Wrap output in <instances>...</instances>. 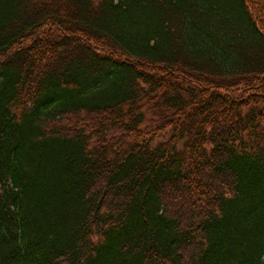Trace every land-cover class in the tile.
<instances>
[{
	"label": "trees",
	"instance_id": "obj_1",
	"mask_svg": "<svg viewBox=\"0 0 264 264\" xmlns=\"http://www.w3.org/2000/svg\"><path fill=\"white\" fill-rule=\"evenodd\" d=\"M225 1L0 0V264H264V0Z\"/></svg>",
	"mask_w": 264,
	"mask_h": 264
},
{
	"label": "rangeland",
	"instance_id": "obj_2",
	"mask_svg": "<svg viewBox=\"0 0 264 264\" xmlns=\"http://www.w3.org/2000/svg\"><path fill=\"white\" fill-rule=\"evenodd\" d=\"M225 2L227 3V5H231V3L233 4L234 0H229L228 2ZM141 14L143 20L146 21V23L149 25L148 27L144 26V28L141 29V32L146 33L156 31V27L154 26V15H158V10H155L153 7H148L145 10H142Z\"/></svg>",
	"mask_w": 264,
	"mask_h": 264
}]
</instances>
